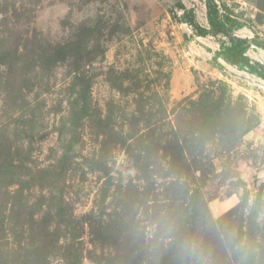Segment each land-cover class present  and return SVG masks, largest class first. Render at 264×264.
Instances as JSON below:
<instances>
[{
  "label": "rangeland",
  "instance_id": "rangeland-1",
  "mask_svg": "<svg viewBox=\"0 0 264 264\" xmlns=\"http://www.w3.org/2000/svg\"><path fill=\"white\" fill-rule=\"evenodd\" d=\"M206 2L0 0V264H72L71 226L79 264H264V79Z\"/></svg>",
  "mask_w": 264,
  "mask_h": 264
},
{
  "label": "trees",
  "instance_id": "trees-1",
  "mask_svg": "<svg viewBox=\"0 0 264 264\" xmlns=\"http://www.w3.org/2000/svg\"><path fill=\"white\" fill-rule=\"evenodd\" d=\"M206 6L210 28L198 24L194 16V9H187L184 4L180 3V8L186 12L184 16L188 22L193 25L199 35L207 36L208 34H221L228 38V40H220L219 54L264 79V64L260 61L252 60L248 54L251 44L264 48V42H261L256 38H242L234 34L236 29L242 27L243 23L226 4L219 2V0H207ZM75 143L74 138L68 140L66 153L58 165L61 173L64 172L63 170L68 162V153L71 151ZM69 229L71 237L67 248L69 260L72 264H79L81 259L80 236L78 232H75L76 228H74V226H71Z\"/></svg>",
  "mask_w": 264,
  "mask_h": 264
}]
</instances>
